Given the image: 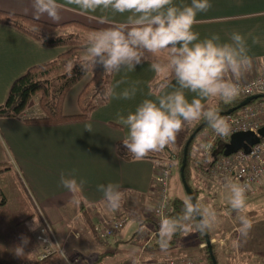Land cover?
Masks as SVG:
<instances>
[{"label":"crops","instance_id":"crops-1","mask_svg":"<svg viewBox=\"0 0 264 264\" xmlns=\"http://www.w3.org/2000/svg\"><path fill=\"white\" fill-rule=\"evenodd\" d=\"M57 2L64 5L58 22L52 21L46 15L40 16L38 20L53 26L67 24V22H80L103 30L112 27L113 24L124 23L128 15L127 13L112 14L110 11L102 14L99 10L96 13L81 14L77 6L66 4L65 0H57ZM210 3L212 4L210 10L197 14L196 19L199 23L195 24L192 30L199 33L201 40L210 38L212 34H218L221 43H230L231 34L240 33L246 39L248 55L252 58V69L241 81L264 75V0H210ZM174 4L190 6L191 0H174ZM0 11L36 19L32 0H0ZM101 15L109 16L113 24L101 22ZM254 40L258 42L254 43ZM64 52H66L64 48H43L39 42L21 31L0 24V106L6 102L13 81L33 66L53 61ZM151 63L154 62L148 59L137 65L132 72L122 70L119 73H113L110 87L114 88L116 93L134 87L136 88L135 96L131 99L109 97L106 105L95 110L87 120L59 125L22 123L23 117H42V112L35 103L28 107L22 117L0 118V174L8 172L2 169L6 165L16 170L17 174L21 175L19 177L21 184L30 196L34 207L30 213L23 215L19 213L18 218L7 216L0 221V228L16 221V225L22 224L30 229L33 217L39 219V227L34 231L28 230L25 236L29 241L24 247L26 264H30L32 258H34L32 262L34 264L48 261L39 262L43 246L37 241V237L43 218L52 228L62 251L69 255L67 258L69 260L81 257L76 253L78 250V243L74 242L76 237L79 238L86 232L92 237L86 227L83 211H86L93 225L123 212L129 213L131 217L138 213L136 211L141 214L146 211L149 213V194L157 170L155 161L146 158L125 161L117 155L116 145L124 141L128 135L127 127L117 123V114L126 117L128 113L134 112L143 100L149 99L156 102L157 97L163 94L160 91L157 93L151 91V85L160 77V74L151 69ZM118 82L120 83L117 87ZM172 83L175 85L174 80ZM172 90L169 88L166 91ZM81 91L82 87L77 84L66 95L62 109L66 116L80 113L77 96ZM72 94L76 106L69 111L67 106ZM185 96L189 102L199 98L195 93L187 90H185ZM218 101L220 100L208 98L202 100V103L206 108H212ZM195 123L186 124L183 131H190ZM88 124L92 126L91 132L85 131V126ZM197 145L198 143H195L191 151L190 184L192 181L191 187L199 192L212 191L217 187L210 182L211 178L203 176L201 170L205 171L213 165L209 166L206 158L204 160L200 158ZM156 155L159 159L160 155ZM174 164L175 161L171 163V165ZM8 173H11V169ZM61 173H64L65 177L75 178L77 182L85 181L82 192L76 194L80 200L79 205L72 202L74 195L61 185ZM109 183L120 185V190L125 192L124 203L115 212L107 207L103 193L97 189L98 185ZM258 195H264V188ZM3 198L6 200L5 197ZM6 203L4 201L0 206ZM27 205L25 203L26 207ZM71 236L74 241H71ZM156 236L159 238V235ZM15 238L21 244L22 237ZM15 238L0 235L1 254L7 253L6 248L3 250L4 241ZM195 238L198 241L196 236ZM196 244L199 245V241ZM152 246L155 248L158 245ZM55 256L61 257L60 254H55L53 257ZM63 261L65 262L64 259Z\"/></svg>","mask_w":264,"mask_h":264},{"label":"clouds","instance_id":"clouds-1","mask_svg":"<svg viewBox=\"0 0 264 264\" xmlns=\"http://www.w3.org/2000/svg\"><path fill=\"white\" fill-rule=\"evenodd\" d=\"M65 3L77 6L81 14L96 13L98 10L102 14L108 11L112 14H128L122 24H113V20L107 15L100 16L101 22L113 26L95 31L89 36L84 62L79 64L83 71L94 72L100 66L108 74L122 70L132 72L150 56L167 53L166 63L154 62L150 65L155 73L164 77L159 86V91L163 94L157 97L156 102L143 100L126 117L117 114V123L128 129L123 146L135 160H143L150 154L163 152L166 147L174 146L185 124L203 120L217 136L230 135L231 126L227 118L220 115L221 109L206 108L202 100L215 98L225 103L234 101L242 90L240 81L252 69V58L248 55L246 39L240 33L233 32L230 43H221L218 34L201 40L199 33L192 30L199 23L197 14L211 9L210 0H191L190 6H176L174 0H65ZM32 7L37 20L46 15L58 22L64 5L57 0H32ZM41 27L34 24L32 31L39 34ZM253 42L257 43L258 40ZM77 65V60L67 61L65 70L69 78ZM169 88L173 90L166 91ZM185 90L195 93L199 98L189 102ZM135 94L134 87L120 93L109 87L104 92L106 97L122 99H131ZM85 131H92L91 124L85 126ZM212 147L211 143H202L198 150L203 149V154L210 161ZM60 183L74 195L72 202L79 205L80 200L76 194L82 192L85 181L77 182L75 178L65 177L61 173ZM226 187L231 193V209L238 214L240 238L246 242L253 228L252 220L243 214L248 207L246 193L249 185L229 179ZM97 189L103 193L111 211L121 208L125 192L120 190V185L109 183L98 185ZM221 223L214 208L202 206L194 202L192 196L186 195L181 214L161 219L157 241L159 248L162 252H167L174 236L180 232L195 231L206 235ZM38 227L39 219L33 217L30 230L34 231ZM241 240H233V246H239ZM28 242L27 237L21 238V244L14 249L17 257L24 256V247ZM54 246L60 249V255L67 264V256L60 244ZM133 264H137L135 259Z\"/></svg>","mask_w":264,"mask_h":264},{"label":"rangeland","instance_id":"rangeland-1","mask_svg":"<svg viewBox=\"0 0 264 264\" xmlns=\"http://www.w3.org/2000/svg\"><path fill=\"white\" fill-rule=\"evenodd\" d=\"M86 35L89 38L90 34ZM86 44L87 43L82 46L80 54L72 58L77 60L78 63H80V60H84V56L86 55ZM62 70L63 67H60L59 72ZM101 72L105 73L102 67ZM163 78V75L160 74L159 79L155 82H158ZM89 80L90 75H87L78 84L83 89L85 87L84 85L89 82ZM73 94L67 106L69 111L76 106ZM38 97L39 96L34 97L30 105L35 103L38 106ZM183 134H185L184 131H181L177 136L175 145L171 146L174 153L179 151ZM202 138L203 135L199 134L195 140L196 143ZM171 166L172 173L170 175L168 195L169 198L178 197L182 199L186 196V193L180 182L178 168H176L175 164ZM2 169L8 172H10L11 169V173L1 172L0 174V204H2L1 201L4 199L3 197L7 200V203L5 200L6 204L0 206V221L7 218V216L18 218L19 213L21 215L24 213H30V210H34V207L30 196H28L26 190L21 184L19 178L21 175L19 176L17 174L18 172L12 170L8 165L3 166ZM202 171L204 170H201V172ZM210 182H212L217 188L212 191L205 190L199 192L196 201L202 206H210L214 208L219 219L222 221L217 228L208 232L216 240L217 244H214V246L218 253V261L220 264H264V195L259 196L257 194L258 196L256 195L253 196V198H247L248 207L243 214H246L252 220L253 228L247 241L243 242L238 232V228L240 227L238 214L231 209L229 203V197L231 195L229 188L226 187V184L223 186L218 180L216 181L212 179ZM191 184L193 186L192 181ZM25 203L28 204L27 207L25 206ZM148 203L149 213L146 211L141 214L139 211H136L138 213H135V215L133 214L134 216H132L128 223L123 226V229L120 230L119 234L112 235V237L106 240L108 242L105 244H99L94 241L93 238L89 236L88 232H86V234H81L79 238L76 237V241H74L73 236H71V241L78 243V250L76 253L80 254L84 259L81 257L78 258L83 260L85 264H132L133 259L137 260V258H140L144 262H155L171 259L172 257H184L186 255L198 258L204 257L202 251L204 245L196 244L198 241H196L195 233L193 231L188 233L182 232L180 238L176 239V243L172 244L167 252H162L157 242L158 237L156 236L159 233L160 222L158 223L154 214L151 213V200L148 201ZM16 224V221H12L10 224L4 225L0 228V235L11 236L14 238L16 236L25 237L28 234L27 231L30 229H27L25 225ZM214 239L213 241H215ZM233 240H241L240 245L233 246ZM213 241L211 240V244H213ZM153 244L158 246L154 248L152 246ZM241 244H243V246H248V250L245 247L243 248ZM3 245V250L6 248L7 253H0V264H26L27 259L24 256L17 257L15 255L14 249L20 245L17 242V238L4 241ZM64 253L67 258H69V255L65 251ZM53 256L41 261L45 262L48 260L41 264H65L60 256ZM71 260L72 259H69V261ZM31 261L33 262L34 258H32ZM32 262L29 263L34 264Z\"/></svg>","mask_w":264,"mask_h":264},{"label":"trees","instance_id":"trees-1","mask_svg":"<svg viewBox=\"0 0 264 264\" xmlns=\"http://www.w3.org/2000/svg\"><path fill=\"white\" fill-rule=\"evenodd\" d=\"M0 24L5 26L8 25L13 27L14 29H17L18 31H21L25 35L39 42L43 48L66 49V52L56 57L55 60L44 63L43 65L33 66V68L28 69L23 75H21L20 78L13 81V83L10 85V90L5 100L6 102L2 106H0V118L11 119L22 117L24 111L30 106L31 102L36 96H39L38 107L42 112V117H23L22 123L31 125H59L75 121H83L87 120L98 107L106 104L109 97H106L104 95V92L110 86L109 84L113 73H102L100 66H97L94 69V72L83 71L79 67V64L83 63L84 60H80V63H78V65L73 68V72L70 78L65 70L67 61L79 55L82 51V46L87 43L88 37L86 34L91 35L93 32L99 31L101 29L92 26L89 27L80 22H67V24L53 26L44 21L41 22L34 18H29L22 15L18 16L1 11ZM34 24H39L42 26L39 34L32 31V27ZM149 59L153 62L166 63L167 53L161 54L159 56H150ZM60 67H63V70L61 72H59ZM87 75H90V80L84 85L85 87L77 96V105L80 113L77 115L66 116L64 114V111L62 110L66 95L68 94L70 89L80 83L81 80ZM163 79H160V81L158 82H153L151 86L152 93H157L159 91V86ZM261 100H264V98H261L260 101ZM243 101L244 98L237 97L234 101L229 103L218 101L216 103L217 105H215L214 107H219L221 109L220 113L225 114L227 111L237 108ZM237 112L238 111L232 113V115H235ZM221 116L225 117L224 115ZM203 122V120L196 122L190 131H184L185 134H183L182 142L180 143V148L177 153H174V151L170 147H166L163 152L150 154L146 159L155 161V166L156 168H158L157 166L159 164L168 162L172 157H175V166L176 168H178V172H180L181 161L183 158L182 151L185 143L187 142L186 140L191 136V134L198 126L203 124ZM206 127H204V129L199 134H202ZM199 134L192 140L191 145L188 148L186 163L187 166L184 171V177L186 178L187 185L189 189H191L195 200L199 195V191L191 187L189 164L192 158L191 151L193 149V146L195 147V140L199 136ZM227 143L217 142L215 144V146L211 150L210 161L208 157H206L205 159L206 161H209V166L214 165L216 161L224 157V151L227 147ZM116 153L125 161L135 160L132 157L131 153L127 152L126 148L123 146V141L117 143ZM156 154L160 155V157L158 156L159 159L157 158ZM4 201L5 199H2L1 203L3 204ZM169 202L171 211L169 213L170 215L168 216H176L182 213L183 198H170ZM82 215L87 225L86 227L89 229L93 240L99 244H105L107 241L98 240L96 238L93 229L94 225L86 211H83ZM194 233L200 244L204 245L202 249L204 257L202 258V260H205L207 264H212L208 256L207 248L205 247V236L195 231ZM181 234L182 232L174 236L171 242V246L172 244H175L176 239L180 238ZM207 235L209 236L211 241L213 237L209 233H207ZM241 246L243 248H247V250L249 248L248 246H243V244H241ZM211 248H213V255L215 260L217 261V264H220V262L218 261V253L216 252V248L213 244H211Z\"/></svg>","mask_w":264,"mask_h":264},{"label":"built area","instance_id":"built-area-1","mask_svg":"<svg viewBox=\"0 0 264 264\" xmlns=\"http://www.w3.org/2000/svg\"><path fill=\"white\" fill-rule=\"evenodd\" d=\"M240 85L242 90L238 97L245 99L249 98V96L264 95V75L248 79V81H240ZM225 118H227L232 129L230 135L226 137L217 136L207 126L203 138L197 142V153H199L202 160L207 156L203 154V149L198 150L200 144L211 143L214 147L217 142L227 143L229 137L235 133H239V131H252L256 133L261 129L264 126V100L253 101L250 105L240 108L235 115H226ZM174 158L172 157L168 162H163L158 165L149 194V201L151 200L152 202L151 213L154 214L158 223L163 217L170 215L169 213L171 211L168 189L170 175L172 173L171 163L175 161ZM202 172L203 176H207L216 181L218 180L223 186L228 183L229 179L232 182L247 183L249 185L246 193L247 198H253V196L259 194L260 190L264 188V138L258 144L252 146L249 153L246 154L240 150V152L228 156V158L223 157L219 159L213 166ZM130 217L131 215L129 213L123 212L110 219L100 221L93 228L96 238L106 241L112 235L122 230L123 226L130 220ZM37 241L43 246L41 256L39 257L40 262L52 257L54 254H60V249L54 246L58 244L54 232L44 218ZM213 243H216V241H213ZM136 262L137 264H207L202 258L189 256L172 257L171 259L156 262H144L140 258H137ZM67 264L85 263L77 257L71 261L67 260Z\"/></svg>","mask_w":264,"mask_h":264},{"label":"water","instance_id":"water-1","mask_svg":"<svg viewBox=\"0 0 264 264\" xmlns=\"http://www.w3.org/2000/svg\"><path fill=\"white\" fill-rule=\"evenodd\" d=\"M261 98H264V95H256V96H249V98L244 99L243 102H241V104L234 109H231L229 111H227L225 114L220 113V115H230L236 111H238V109L246 107L248 105L251 104V102L256 101V100H260ZM208 124L204 121L203 124H201L200 126H198L194 132L191 134V136L186 140L187 142L184 145L183 148V158L181 161V169L179 172V177L181 178V182H182V187L185 190L186 195H190L194 198V202H197L195 200V197L193 196V193L191 191V189H189L187 182H186V178L184 177V171L186 168V163H187V156H188V148L191 145L192 140L204 129V127H206ZM264 138V126L259 129L256 133L254 132H242L239 131V133H235L233 135H231L229 137V141L227 143V147L225 149V153H224V157L228 158V156H231L233 154H236L238 152H240V150L244 151L246 154L250 152V148L256 144H258L261 139ZM199 219V217L197 218ZM205 236V247L207 248V252H208V256L211 260L212 264H217V261L214 258L213 255V248H211V241L209 236L203 235Z\"/></svg>","mask_w":264,"mask_h":264}]
</instances>
